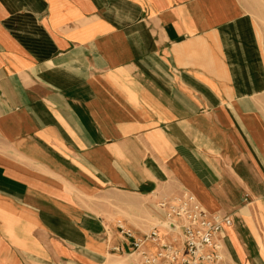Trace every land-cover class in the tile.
<instances>
[{"label":"crops","instance_id":"crops-1","mask_svg":"<svg viewBox=\"0 0 264 264\" xmlns=\"http://www.w3.org/2000/svg\"><path fill=\"white\" fill-rule=\"evenodd\" d=\"M263 24L264 0H0V264H136L119 225L167 240L185 192L231 217L227 264H264Z\"/></svg>","mask_w":264,"mask_h":264},{"label":"built area","instance_id":"built-area-1","mask_svg":"<svg viewBox=\"0 0 264 264\" xmlns=\"http://www.w3.org/2000/svg\"><path fill=\"white\" fill-rule=\"evenodd\" d=\"M157 207L164 213V227L174 235L172 241L163 239L157 226L137 239L119 225L132 238L130 253L137 257L136 264H227L224 229L232 224L231 217L209 213L189 192L159 200ZM146 241L158 244V249L149 251Z\"/></svg>","mask_w":264,"mask_h":264},{"label":"rangeland","instance_id":"rangeland-1","mask_svg":"<svg viewBox=\"0 0 264 264\" xmlns=\"http://www.w3.org/2000/svg\"><path fill=\"white\" fill-rule=\"evenodd\" d=\"M164 219H165V217H164ZM173 237H174V235H170V237H169V239H167V241H172Z\"/></svg>","mask_w":264,"mask_h":264}]
</instances>
